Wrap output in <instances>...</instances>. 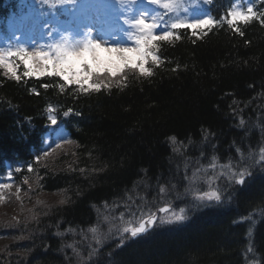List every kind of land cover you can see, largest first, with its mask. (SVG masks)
Segmentation results:
<instances>
[{"label": "trees", "instance_id": "16d2710c", "mask_svg": "<svg viewBox=\"0 0 264 264\" xmlns=\"http://www.w3.org/2000/svg\"><path fill=\"white\" fill-rule=\"evenodd\" d=\"M232 1L215 0L223 21L155 40L145 71L75 82L0 64V178L13 191L0 195V264H264V0L239 21ZM18 4L0 0V18ZM51 114L67 134L56 148ZM212 163L247 178L200 201L195 174ZM166 204L185 218L122 241L106 233L109 208L136 219ZM97 227L102 246L75 263L77 232Z\"/></svg>", "mask_w": 264, "mask_h": 264}, {"label": "rangeland", "instance_id": "374dc122", "mask_svg": "<svg viewBox=\"0 0 264 264\" xmlns=\"http://www.w3.org/2000/svg\"><path fill=\"white\" fill-rule=\"evenodd\" d=\"M66 4L73 7L76 25H72L70 21L60 20V33L54 34L56 36L54 46L47 42L43 25L44 20L48 24L51 17L43 10L40 11L34 0L28 2L27 6H22V12L15 14L7 24L13 34L12 40L8 41V37L12 38L10 33L7 32L8 37L3 34L6 29L0 22V63L15 71L16 55L21 54L25 58L24 63L29 73L42 76L47 72H63L70 80H78L85 75L84 61H88L97 70L109 68L115 71L127 63L135 65L138 62H141L139 68L144 69L143 63L147 58L144 46L146 40L152 42L156 38L171 37L172 29L177 26L191 25L203 28L213 22V16L206 10L211 0H67ZM254 7V0H236L230 16L235 20L248 18L253 16ZM106 9L109 13L107 21L112 28L110 30L106 27L105 34H97L96 16L99 15L103 20L102 25H105L103 15ZM88 24L94 33L92 45L85 39ZM51 119L52 126L46 135V148H56L67 140V134L62 129H54V114H51ZM259 154L258 165L264 166V151ZM244 175V172H238L228 165L216 163L206 165L195 174L199 184L195 197L200 201H218L222 197L219 190ZM11 192H13L11 182L0 179V195L4 198ZM16 196L20 197L19 191ZM6 204L7 207L3 211L9 210V215H14L10 214L14 210L13 205L10 202ZM108 208L103 209L104 214ZM114 209L115 207L109 208L110 216L105 218L107 234L111 232L122 241L125 236L145 230L144 217L134 219L113 215ZM184 218V210L171 209L158 214L152 220V224L176 223ZM100 231L101 228L97 227L85 233L77 232L80 233L76 237L79 243H73L72 247L75 263L76 256L84 249L89 248V251H93L102 246L105 235ZM83 263L84 258L77 264Z\"/></svg>", "mask_w": 264, "mask_h": 264}, {"label": "water", "instance_id": "95a60500", "mask_svg": "<svg viewBox=\"0 0 264 264\" xmlns=\"http://www.w3.org/2000/svg\"><path fill=\"white\" fill-rule=\"evenodd\" d=\"M240 182H241V181H240ZM170 209H171L170 206H164V207H162V208L160 209V211H161V212H165V211L170 210ZM146 229H147V230L150 229V224L147 225V228H146ZM134 235H137V233L134 234Z\"/></svg>", "mask_w": 264, "mask_h": 264}, {"label": "bare ground", "instance_id": "6f19581e", "mask_svg": "<svg viewBox=\"0 0 264 264\" xmlns=\"http://www.w3.org/2000/svg\"><path fill=\"white\" fill-rule=\"evenodd\" d=\"M4 69L8 70L11 73H15V71H16V70L15 71H12V70L8 69L7 67H4Z\"/></svg>", "mask_w": 264, "mask_h": 264}]
</instances>
